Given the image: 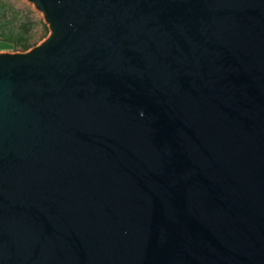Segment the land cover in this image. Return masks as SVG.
Returning a JSON list of instances; mask_svg holds the SVG:
<instances>
[{"label":"water","instance_id":"1","mask_svg":"<svg viewBox=\"0 0 264 264\" xmlns=\"http://www.w3.org/2000/svg\"><path fill=\"white\" fill-rule=\"evenodd\" d=\"M24 1L0 264H264V0Z\"/></svg>","mask_w":264,"mask_h":264},{"label":"trees","instance_id":"2","mask_svg":"<svg viewBox=\"0 0 264 264\" xmlns=\"http://www.w3.org/2000/svg\"><path fill=\"white\" fill-rule=\"evenodd\" d=\"M49 34L41 15L24 0H0V41L11 51L25 52Z\"/></svg>","mask_w":264,"mask_h":264},{"label":"rangeland","instance_id":"3","mask_svg":"<svg viewBox=\"0 0 264 264\" xmlns=\"http://www.w3.org/2000/svg\"><path fill=\"white\" fill-rule=\"evenodd\" d=\"M48 36V35H47ZM46 36V37H47ZM8 49V50H11V48H10V45L8 44V43H5V42H2V41H0V49Z\"/></svg>","mask_w":264,"mask_h":264},{"label":"crops","instance_id":"4","mask_svg":"<svg viewBox=\"0 0 264 264\" xmlns=\"http://www.w3.org/2000/svg\"><path fill=\"white\" fill-rule=\"evenodd\" d=\"M2 49V48H1ZM8 50V49H7Z\"/></svg>","mask_w":264,"mask_h":264}]
</instances>
